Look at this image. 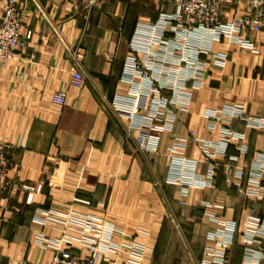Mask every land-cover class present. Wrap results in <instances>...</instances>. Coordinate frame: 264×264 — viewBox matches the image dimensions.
Segmentation results:
<instances>
[{"label":"crops","instance_id":"1","mask_svg":"<svg viewBox=\"0 0 264 264\" xmlns=\"http://www.w3.org/2000/svg\"><path fill=\"white\" fill-rule=\"evenodd\" d=\"M84 1L20 0L23 31L32 30L33 37L0 65V140L9 144L13 162L0 213V264H49L53 251L36 235L59 230L36 220L40 208L98 214L115 228V242L134 243L141 253L131 257L123 249L116 264H257L264 239L252 246L243 232L249 218L264 219V197L241 194L222 166L237 157L233 162L243 170L236 179L244 184L255 177L259 160L264 166V126L253 122L264 120V31L245 32L255 49L230 37L216 41L202 56L206 68L196 80L187 81L185 90L165 89L177 98L175 119L170 124L165 111V129L152 132L154 149L142 152L139 121L161 107L138 93L147 83L128 76L127 60L136 53L141 22L157 23L169 0H98L90 10ZM241 2L229 0L225 15ZM143 46L140 57L146 50L154 59L161 54L159 47ZM215 52L228 53L224 65L215 62ZM77 67L85 74L80 87L70 83ZM179 74L168 73V79L177 83ZM58 89L68 91L61 107L52 102ZM134 96L135 114L114 110L119 100ZM234 103L243 104L244 117H231L226 107ZM228 128L241 136L227 145L210 178L208 164L200 161L202 144L219 143ZM183 138L187 165L199 160L197 172L210 186L185 188L169 180V152ZM262 179L264 184V173ZM22 184L35 189L23 190ZM233 222L235 233L228 230ZM224 252L227 260L217 259Z\"/></svg>","mask_w":264,"mask_h":264},{"label":"built area","instance_id":"2","mask_svg":"<svg viewBox=\"0 0 264 264\" xmlns=\"http://www.w3.org/2000/svg\"><path fill=\"white\" fill-rule=\"evenodd\" d=\"M97 1L85 0V8L90 10ZM228 1L169 0V8L161 13L157 23L141 22L138 27L134 48L136 53L131 54L127 60L128 76L145 81L146 87L138 93L154 97L161 107V109L152 110L147 117L139 121L141 136L137 141V146L140 151L147 152L154 149L150 145V139L154 137L152 132L165 129L163 123L165 111L169 112L170 124L175 119L171 108L177 103V98L174 93L165 94L164 90H185L184 88L188 87L187 81L196 80L206 68V61L202 56L211 52L216 41L230 37L243 46L255 49L254 42L246 36L245 32L248 30L264 31V0H238L242 1L241 7L230 17L225 15V6ZM23 14L20 0L5 1L0 13V65L14 58L19 51L25 50L33 37L32 30L23 31ZM169 32L173 33V37L167 36ZM143 45L147 47L146 49L159 47L161 54L154 59L149 50H146L145 57H140L138 50L143 49ZM77 53L73 52L80 62ZM214 55L215 62L221 65H224L228 58L227 52H215ZM31 58H36V54L32 53ZM168 73L176 75L180 73L178 82L172 83L168 79ZM84 81L85 74L81 67H77L73 70L70 83L80 87ZM136 97L119 100L115 103L114 110H117L120 115L132 116L131 112L136 108ZM67 98L68 91L58 89L53 93L52 102L61 107L66 104ZM226 109L231 112V117H244L242 103L229 104ZM253 122L255 126H264L263 119H255ZM220 134L219 143L204 142L202 144L203 157L200 161L208 164L210 178L219 168L217 163L219 156L226 157L227 145L233 138L241 136L229 128L222 130ZM185 149L186 139L184 138L172 146L169 152L172 159L169 180L183 184L185 188L191 185L210 186L211 180L204 179L197 172L199 160L192 159L191 164L187 165L184 156ZM237 159L232 156L230 161L222 166L227 180L237 184L239 192L243 195L264 197L263 162L259 160L253 169L255 177L250 178L251 180L244 184L236 179L242 175L243 170L233 162ZM12 167L9 144L0 140V213L6 207L5 193L11 184L10 170ZM21 188L23 190L35 189L29 184H22ZM36 220L45 227L59 230V235H49L45 232H38L36 235V240L41 246L53 249L49 264H116L119 262L117 255L123 249H127L131 257L141 255L134 243L115 242L112 239L115 228L94 212H81L73 208L66 211L40 208L36 212ZM228 227H231L228 229L230 232L235 233L237 227L234 222ZM243 234L247 244L252 246L259 244L258 247H260V242L264 239V219L254 216L249 218ZM260 252V255L254 256L255 259H253L257 264L264 257V250ZM227 258L228 253L224 252L217 259L226 261Z\"/></svg>","mask_w":264,"mask_h":264},{"label":"rangeland","instance_id":"3","mask_svg":"<svg viewBox=\"0 0 264 264\" xmlns=\"http://www.w3.org/2000/svg\"><path fill=\"white\" fill-rule=\"evenodd\" d=\"M2 141V140H1ZM36 242L38 243V244H40L37 240H36ZM41 245V244H40ZM46 248H48V247H46ZM52 251H53V249L52 248H50Z\"/></svg>","mask_w":264,"mask_h":264}]
</instances>
